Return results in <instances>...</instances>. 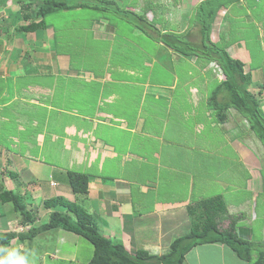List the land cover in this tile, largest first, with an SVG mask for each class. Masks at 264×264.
<instances>
[{
  "label": "rangeland",
  "instance_id": "rangeland-1",
  "mask_svg": "<svg viewBox=\"0 0 264 264\" xmlns=\"http://www.w3.org/2000/svg\"><path fill=\"white\" fill-rule=\"evenodd\" d=\"M63 1L73 4L76 0ZM115 1L118 5L127 6L128 9L143 14L147 21L158 28L159 33L171 30L170 32L186 35L191 44L189 46L192 48H195L193 44H198L200 41L199 27L196 24L198 17L195 16V13L201 0ZM26 3L27 0H8L4 6L0 5V63L3 61L2 58H5L19 65L24 64L26 67L27 63L32 62V52H39L40 47L38 46L43 44L44 39L41 42L39 30L24 32L20 29L22 25H26L31 21L23 19L20 10V6ZM208 4L209 8L216 13L215 16L217 15L214 19H217L216 23H214V26L211 25V40L221 46L232 57L244 59L242 61L243 73L250 75L251 78L247 89L259 101V107L264 114V82L262 83L264 80V0H211ZM208 4L203 5V7L206 9ZM102 18L113 23L117 37L127 38L129 43L139 46L142 51H130L124 53V56H120L117 53L119 50L117 43L112 46V41L97 40L98 38L95 36H103L100 35V31L106 24V21ZM37 20L38 18L35 19V21ZM45 22L46 29H42V33L51 34L57 52L72 54L73 59L77 58L76 62L78 64L82 61V64L84 63L88 68L95 67L100 64V61L102 63L106 60L105 50L108 51L111 48L108 70L113 77L118 78L121 76L127 82L123 86H115L113 89L107 85L104 93L108 94L116 91L122 102L127 103V105L130 104L131 107H133L131 100H135V98L129 100L130 98L127 96L130 95V92L131 94H137L139 88L129 87L128 81H143L150 74L151 82L174 85L175 90L172 89L171 91L173 94L172 100L167 98L154 99L147 95L144 106L145 111L148 112L150 122L153 121L155 114L162 116L165 112H170L166 117L168 121V139L170 138L169 133L176 126L174 123L178 119H185V123L181 124L182 130H185L183 136L189 138L195 130L197 131L198 141L194 143L188 141L187 146L189 148L180 149L173 158L170 155L169 162L166 154L162 155L161 163L167 166L161 169L156 167L143 169L145 178L150 177L152 181L153 177L157 175L156 169H160L158 176L162 182H166L163 188L164 194H161L164 196L160 197L162 198L161 202L170 201L172 198L179 202L188 199V204L215 195H221L223 199L229 201L231 199L243 201L246 198L249 200L250 192L246 189L247 181V188L252 194H255V198L248 203L249 207H253V211L259 214L258 219L252 225L254 249L251 251L252 256L249 262L255 264L256 257L260 255V252H263L262 259H264V244H262L260 231L264 216V195L260 193L257 196L264 181V145L261 143L263 147L261 145L260 147L249 146L251 145L250 140L254 139L257 142L255 139H259L250 128L248 120L235 109H228L227 118L224 125L221 126L222 128L216 127L219 122L215 114H212L213 111L206 101L207 95L221 82L219 80L223 75L221 77V74H219L222 73L220 68L211 63L212 66L208 65L209 61L206 58L198 56L197 58L196 55L191 53L181 54L177 51L176 54L179 58H173V54L170 52L176 50L169 48L163 42H158L157 38L154 37L157 36L155 33L147 32V34H143L133 23L111 11H101L91 7L55 9L45 17ZM46 37L48 36L46 35ZM130 47L132 46L130 45ZM190 51L194 52L189 49L188 52ZM149 56H155L161 62L155 61L151 63V66H148L144 63V60ZM256 73L257 76L253 77L252 81V76ZM259 73L262 77H258ZM217 76L220 78H217ZM14 83H16V87H14ZM0 84V92L2 93L0 104L10 101L6 107L0 109V145L7 147L9 150H13L15 147L19 150L21 147V154L34 158L32 153H27L26 147L42 148L43 142L41 145L37 144L32 136L33 134L30 133V128H35L30 126L33 118L29 116L30 110L25 109L24 104L19 101L20 97L16 94H27L38 102L51 104L48 94L55 84H47L46 77L34 72L5 79L3 82L0 81ZM127 91L129 93H126ZM86 96L89 98L91 105L99 104L97 90L88 91ZM15 103H18L19 106L17 107ZM107 107L105 106L103 109H109ZM166 108H168V112ZM134 109L137 110L136 107ZM41 110L43 111V109ZM47 111L44 110L43 113ZM52 112L55 111H49V113ZM119 113L121 112L107 115L108 119H113L116 115L120 116ZM206 114L210 117H206ZM15 116H19L16 120L17 123ZM52 116L49 118V125L53 123L56 114ZM39 117H36V120L41 123L42 120ZM60 117L67 119L63 123L74 119L73 116L67 115L65 112H62ZM17 125L21 128H18ZM62 132L65 131L62 130ZM68 133L73 135L75 132L73 130L68 131ZM73 138L82 142L88 141L87 137H82L80 133L73 135ZM103 138L108 143L114 141L116 145L120 144L118 141L120 137L118 136L116 138L105 134ZM87 141L84 147H87ZM47 142L48 139L45 140L44 147ZM67 142L68 140L65 139V142L58 147L60 158L63 151L68 153L65 149ZM209 142L213 145L216 142L219 146L216 150L218 156L212 152V147H208ZM169 145V143H164L160 147L166 149ZM76 146L78 147L71 141L69 147L73 152H69L66 157L63 156L68 164L66 170L79 171L84 166L88 174L98 173L102 177V181H111V178H107L110 177L112 170L109 169L110 172L105 171V175L100 170L97 162L92 161L93 158L90 157L89 149L87 152L85 148V150L82 149L83 151L75 153L77 151ZM153 148L157 149L158 147H144L143 149L149 150L147 155L150 157L154 156ZM114 149L115 156L122 153L119 147H114ZM164 152L169 154L165 150ZM79 156L84 157V159L79 160ZM99 156L97 155V157ZM100 158L102 159L101 156ZM78 160L83 164L79 165ZM56 165L65 168L63 163L58 162ZM111 166L113 167V164ZM126 172L123 173V176L130 178L132 169L127 166ZM38 178L43 177L38 175ZM189 180L190 188L189 185H186ZM234 186H236L235 190ZM23 195L26 203L35 202V197L32 194L24 193ZM190 199L191 201H189ZM4 203L5 207H8L6 211L9 210V216L18 218L20 214L13 211L11 204L9 202ZM232 210L237 211V208ZM261 211H263L262 214H260ZM250 216L251 213L248 212L246 219H250ZM224 221L219 224L220 227H222V224L224 225ZM16 227L19 229L20 226ZM23 243L25 250L34 255L35 264H86L93 251V245L84 237L60 228L40 232L31 240H24ZM51 254H54L55 258H52ZM58 257L61 259L56 260Z\"/></svg>",
  "mask_w": 264,
  "mask_h": 264
},
{
  "label": "crops",
  "instance_id": "crops-1",
  "mask_svg": "<svg viewBox=\"0 0 264 264\" xmlns=\"http://www.w3.org/2000/svg\"><path fill=\"white\" fill-rule=\"evenodd\" d=\"M102 19L106 21V24L100 31V35L103 36H95L98 38L97 40L112 41V46L117 43V48L119 49L117 53L120 56H124V53H129L130 51H142L139 46L129 43L127 38L123 36L117 37L115 26L108 20ZM216 21L217 19L214 23ZM43 30H39L41 42L44 39L43 44H39V52H32V62L27 63L26 67L24 64L19 65L5 58H2L3 61L0 63L1 82L12 77L16 78L17 75L34 72L46 77L47 84H55L48 94L51 104L38 102L27 94H16L20 97L19 101L24 104L25 109L30 110L29 116L33 118L30 126L35 128H30V133L33 134L32 136L37 144L41 145L42 142L43 144L42 148L37 147L38 149L26 147L27 153H32L34 158L21 154V147L19 150L16 147L13 150H9L7 147L0 145V191L3 189L12 190L22 196H24V193H30L35 197V202L27 203V208L33 215L34 221L26 225L29 224L31 227L38 226L48 219L50 208L44 206V200L55 196H63L67 200L78 202L77 204L90 212L102 234L112 241L121 242L130 253L140 249L155 255L167 253L172 240L179 235L186 234L190 230L191 221L186 209L189 203L188 199L179 202L172 198L170 201L161 202L162 198L160 197L164 196L161 194H164L163 188L166 182L161 181L158 171L167 166L161 163V156L166 154L169 162L170 155L173 158L180 149L189 148L187 146L188 141L191 143L198 141L197 131L194 130L193 134L186 138L183 136L185 130H182L181 125L186 120L178 119L174 123L176 126L173 131L169 133L170 138L168 139V121L166 119L168 114H170L167 111L168 108H166L168 113L165 112L162 116L155 114L153 121L150 122V117L148 112L146 113L144 106L147 95L154 99L167 98L172 100L173 94L171 91L172 89L175 90L174 85L151 82L150 74L143 81H128L129 87L139 88H136L137 94H131L130 92V95L127 96L130 98L129 100L135 98V100H131L133 103V107H131L130 104L127 105V103L122 102L116 91L108 94L104 93L107 85L113 89V87L123 86L127 82L121 76L118 78L113 77L108 70L111 48L108 51L105 50L107 54L106 60L102 63L100 61V64L95 67L88 68L84 63L82 64V61L80 62L81 64H78L76 62L77 58L73 59L72 54L58 53L51 34L42 33ZM170 53L173 54V58H179L176 54L178 53L177 51ZM145 59L147 61L143 59L144 63L148 66H151V63L155 61L161 62L155 56H149V58ZM242 60L244 61V59ZM255 76H257V73L252 76V81ZM260 76L262 77L261 73L258 74V77ZM14 87H16V83H14ZM90 90H97L99 104L91 105L89 98L86 96V93ZM113 93L115 95L112 96ZM126 93H129V91ZM0 95H2L1 92ZM9 102H2L0 109L6 107ZM15 104L17 107L19 106L18 103ZM105 106H108L107 108L109 109L104 110ZM44 110L48 111L43 113ZM50 110L55 112L49 113ZM62 112L73 116V121L63 123L67 119L60 117ZM106 112H110V115L116 112L121 113H119L120 116L116 115L113 119H108L107 115L109 114L103 115ZM54 114H56L55 119L53 118V123L49 125V118ZM38 116L42 120L41 123L36 120ZM206 117L210 116L206 114ZM18 118L19 116H15V121ZM225 121L226 119L223 122H219L216 127L222 128L221 126L224 125ZM18 128H21V126H18ZM61 129L65 132H62ZM73 130L75 132L73 135L80 133L82 137L86 136L88 141L82 142L74 139L73 135H71L72 133H68V131ZM118 133L120 134L117 135ZM105 134L111 137H120L118 139L120 144L116 145L114 141H111L112 139H109L112 143H108L103 138ZM46 139H48V142L44 147ZM65 139L68 140L67 144H65V149L68 153L63 151V155L60 158L58 147L65 142ZM255 140L257 142L254 139L250 140L251 145L249 146H262L259 140ZM71 141L78 145L75 153L81 152L85 148L87 152L89 149V154L91 155L89 156L93 158L92 161L97 162L100 170L105 175V171L110 172L109 169H111L110 177L107 178H111V181H102V177L98 173L88 174L84 166L82 168L79 167L80 170L77 172L87 175V190L84 194L74 195L68 182L67 172L69 170H66V165L68 164L63 158L64 155L66 157L69 152H73L70 149L71 147H69ZM86 141L87 147H84ZM206 142L208 141L206 140ZM164 143H169V147L166 149L160 147ZM114 147H119L122 150L119 156L114 155ZM144 147L158 148H153L154 156L149 157L147 155L149 150L143 149ZM208 147H212V152L216 154L219 146L216 142H214V145L209 142ZM213 147L216 148L214 149ZM164 150L169 154L165 153ZM97 155H100L102 159L100 156L97 157ZM154 158L156 159L153 160ZM78 159L83 160L84 157L79 156ZM79 160L78 164H83ZM58 162L65 164V168L57 166ZM112 164L113 167L111 166ZM127 166L132 169L130 178L123 176V173H127ZM150 167L160 168L156 169L157 175L153 177L152 181L150 177L146 179L143 173V169ZM38 175L43 178H38ZM186 185H189L190 188V180ZM262 186H260V192L257 193V196L260 193L263 194ZM235 188L236 186H234V190ZM246 189L250 192L249 200L248 198L243 201L239 199L237 201L232 199L231 201L228 199L223 200L228 214L239 215L236 217L235 230L237 235L246 240H252V225L258 219L259 214L253 211V207H249L248 203L255 198V194H252L247 188V181ZM4 204L0 202V208L2 209V211L0 209V231H20L22 227L26 226L21 223V215L18 218L14 216L11 218L8 213L9 210L6 211L8 207L6 208ZM235 208H237V211L232 210H235ZM248 212L251 213L250 219H246ZM224 222V225L222 224L223 228L228 225L227 220ZM16 226H20L19 229ZM263 229L264 216L260 226L262 241L264 240ZM23 241L15 238L8 245H0V247L8 249L19 248L21 252H24ZM50 256L55 258L54 254ZM58 259L61 258H56V260ZM181 264H250V262L239 258L229 246L222 242H208L192 247L184 255V260Z\"/></svg>",
  "mask_w": 264,
  "mask_h": 264
},
{
  "label": "trees",
  "instance_id": "trees-1",
  "mask_svg": "<svg viewBox=\"0 0 264 264\" xmlns=\"http://www.w3.org/2000/svg\"><path fill=\"white\" fill-rule=\"evenodd\" d=\"M7 1L0 0V5L4 6ZM210 1L201 0L196 9L195 16L198 17L196 24L199 27L200 41L198 44H193L195 48L189 46L191 44L186 35L173 32L159 33L158 28L147 21L143 14L136 13L127 6L118 5L115 0H76L73 4H68L63 0H27L26 4L20 6V10L23 19L31 21L22 25L20 29L24 32L44 29L46 27L45 17L55 9L91 7L122 16L133 23L143 34L155 33L157 36L154 37L158 42H163L180 53H191L215 62L225 75V79L221 78L219 80L221 82L207 95V105L212 109V114H215L218 122H223L227 118L228 109L235 108L248 120L250 128L264 145V114L259 107V101L247 89L251 78L250 75L243 73V60L232 57L210 39L211 24L216 14L209 8ZM205 4H208L206 9L203 7ZM36 18L39 20L35 21ZM189 49L194 52H188ZM217 78L220 77L217 76ZM67 175L72 193L74 195L84 194L87 190V175L77 171H68ZM262 193L264 195V181ZM0 202L11 204L12 209L21 215L23 225L34 221L22 195L3 189L0 191ZM43 204L50 208L47 221L21 231H0V245L6 246L15 238L31 240L40 232L60 228L84 237L93 245L92 255L86 264H181L184 255L192 247L208 242H222L229 246L239 258L250 261L251 251L254 249L253 241L237 235L235 230L237 216L228 214L221 195L188 204L186 209L191 221L190 230L173 239L169 245V251L160 255L149 254L141 249L130 253L121 242L112 241L102 234L90 212L63 196L48 198L43 201ZM224 220L228 221L225 228L219 226ZM262 254L263 252H260V255L256 257L255 264H263Z\"/></svg>",
  "mask_w": 264,
  "mask_h": 264
},
{
  "label": "clouds",
  "instance_id": "clouds-1",
  "mask_svg": "<svg viewBox=\"0 0 264 264\" xmlns=\"http://www.w3.org/2000/svg\"><path fill=\"white\" fill-rule=\"evenodd\" d=\"M217 16V15H216ZM215 16V17H216ZM214 17V19H215ZM212 21V24L214 23V20ZM170 32V31H168ZM210 39H211V29H210ZM212 41V40H211ZM213 42V41H212ZM167 46V45H166ZM170 48V47H169ZM197 57V56H196ZM209 61V60H208ZM214 65L215 67H218L215 62L213 61H209V64L208 65ZM211 65V66H212ZM222 72V71H221ZM221 74L220 76L222 77V79H225V75L223 73H219ZM229 109H235V108H229ZM236 110V109H235ZM238 111V110H237ZM228 212V210H227ZM230 215V214H229ZM233 216H239V215H233ZM26 225V224H24ZM31 225H26L25 227H22L20 229L21 230H24V229H27V228H30ZM264 230V229H263ZM16 231H19V230H16ZM264 233V231H263ZM242 238V237H241ZM244 239V238H243ZM252 256V255H251ZM0 264H35V257L34 255L29 252L28 250H25L23 253L19 250V248H11V249H8V248H3V247H0Z\"/></svg>",
  "mask_w": 264,
  "mask_h": 264
},
{
  "label": "built area",
  "instance_id": "built-area-1",
  "mask_svg": "<svg viewBox=\"0 0 264 264\" xmlns=\"http://www.w3.org/2000/svg\"><path fill=\"white\" fill-rule=\"evenodd\" d=\"M1 9V8H0ZM51 184H53V183H51Z\"/></svg>",
  "mask_w": 264,
  "mask_h": 264
}]
</instances>
